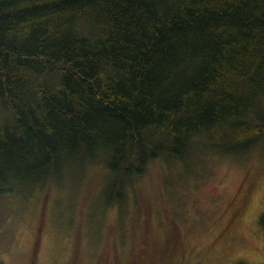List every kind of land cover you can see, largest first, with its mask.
I'll return each instance as SVG.
<instances>
[{
  "label": "trees",
  "instance_id": "obj_1",
  "mask_svg": "<svg viewBox=\"0 0 264 264\" xmlns=\"http://www.w3.org/2000/svg\"><path fill=\"white\" fill-rule=\"evenodd\" d=\"M192 144L264 148V0H0V200Z\"/></svg>",
  "mask_w": 264,
  "mask_h": 264
},
{
  "label": "rangeland",
  "instance_id": "obj_2",
  "mask_svg": "<svg viewBox=\"0 0 264 264\" xmlns=\"http://www.w3.org/2000/svg\"><path fill=\"white\" fill-rule=\"evenodd\" d=\"M197 146L150 164L116 206L101 166L6 196L0 264H264V148Z\"/></svg>",
  "mask_w": 264,
  "mask_h": 264
}]
</instances>
